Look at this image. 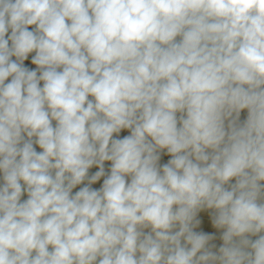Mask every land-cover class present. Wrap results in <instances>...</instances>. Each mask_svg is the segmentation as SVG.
Returning a JSON list of instances; mask_svg holds the SVG:
<instances>
[{
    "label": "clouds",
    "instance_id": "9594fccd",
    "mask_svg": "<svg viewBox=\"0 0 264 264\" xmlns=\"http://www.w3.org/2000/svg\"><path fill=\"white\" fill-rule=\"evenodd\" d=\"M0 264H264V0H0Z\"/></svg>",
    "mask_w": 264,
    "mask_h": 264
},
{
    "label": "rangeland",
    "instance_id": "374dc122",
    "mask_svg": "<svg viewBox=\"0 0 264 264\" xmlns=\"http://www.w3.org/2000/svg\"><path fill=\"white\" fill-rule=\"evenodd\" d=\"M244 115H246V113H242V117ZM164 159H167V157H165ZM95 170H97V169H92V171H95ZM101 183H102V181H101ZM93 187H99V184L93 185ZM215 235H216V239L214 241H212V243H215V244H217V246H219V245L222 244V240L220 239V233L219 232H216Z\"/></svg>",
    "mask_w": 264,
    "mask_h": 264
},
{
    "label": "crops",
    "instance_id": "0c3cea01",
    "mask_svg": "<svg viewBox=\"0 0 264 264\" xmlns=\"http://www.w3.org/2000/svg\"><path fill=\"white\" fill-rule=\"evenodd\" d=\"M32 67H35V66H32Z\"/></svg>",
    "mask_w": 264,
    "mask_h": 264
}]
</instances>
